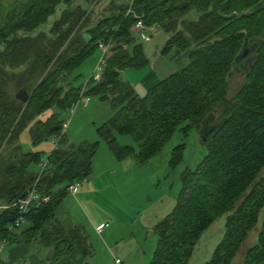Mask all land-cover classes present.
<instances>
[{"label": "trees", "instance_id": "1", "mask_svg": "<svg viewBox=\"0 0 264 264\" xmlns=\"http://www.w3.org/2000/svg\"><path fill=\"white\" fill-rule=\"evenodd\" d=\"M92 1L26 0L0 23V202L31 188L48 197L14 228L9 225L17 211L0 212V242L37 241L51 249L55 264L88 251L79 230H64L54 212L67 186L90 174L97 142L65 146L59 114L69 110L81 88L71 84L78 77L74 71L102 42L108 50L101 80H88L84 94L107 102L111 116L95 133L115 160L143 165L177 128L184 137L211 114L219 116L203 141V157L193 170L181 172L172 209L152 227L156 240L147 264H187L201 233L223 214L222 237L204 264H231L237 254L233 264H264V0H108L98 13L90 11ZM59 5L48 36L36 35ZM137 20L167 35L161 55L174 49L186 60L142 97L120 76L147 64L131 30ZM245 55L242 82L229 94L228 77ZM25 128L33 146L57 138L41 171L40 153L22 152L18 144ZM116 136L129 137L134 147L117 144ZM183 147L171 149V167ZM259 213L255 243L240 256Z\"/></svg>", "mask_w": 264, "mask_h": 264}, {"label": "rangeland", "instance_id": "2", "mask_svg": "<svg viewBox=\"0 0 264 264\" xmlns=\"http://www.w3.org/2000/svg\"><path fill=\"white\" fill-rule=\"evenodd\" d=\"M25 1L0 0V23L5 24L4 15L11 13L10 9L13 7L18 10ZM107 2L108 0H93L89 9L98 13ZM113 2L119 1L113 0ZM61 9V5L57 6L53 15L47 18L35 34L41 33L43 36H48L50 25L58 18ZM145 33L148 37L151 36L148 39L151 51L144 54L147 60L144 67L138 70H125L131 72L130 78L126 76L132 83H136L140 77L149 73L162 79L186 63L181 54L175 55L174 49L165 55L159 53L167 37L160 29L153 27L149 33L146 31ZM137 40L144 48L147 42ZM97 59L98 52L94 50L74 71L73 75L78 77L71 82L73 86L82 87L86 84ZM240 61L241 63L234 67L226 82L229 94L233 93L242 82V70L247 65L248 55ZM123 73L124 71L120 73L121 77ZM71 111L66 110L59 114L60 119L66 123V128L61 130L65 146H75L86 141L97 142V148L92 158L90 174L78 182V189L73 197L67 193L62 196L54 212V217L58 218L57 221L63 229L75 227L88 246V251L83 256L77 252L71 253L68 264H147L156 240L150 227L172 209L180 187L181 172L185 169L193 170L205 154L202 124L199 128L189 129L184 137L180 135L177 128L151 160L143 165H137L130 158L115 160L95 133V128L111 116L106 101L89 96L85 107L76 106ZM51 112L54 111L50 109L40 117L44 118ZM218 117V114H211L207 118V126L214 125ZM115 138L119 145L134 147L127 136ZM56 140L57 138L51 137L33 146L29 142L27 128L18 135L21 151L40 153L42 162ZM180 143L184 147L177 162L171 167L169 165L171 149ZM33 169L38 171V167ZM261 173H264V168ZM224 219L225 214L215 218L201 233L193 245L187 264H204L209 259L214 246L222 237ZM261 219L262 214L259 213L255 227L248 232L241 244L238 251L240 256L247 247L255 243ZM99 223L101 228L96 230ZM48 253L49 249L46 250L37 241L18 245L4 243L0 252V264H55L49 261ZM12 257L14 258L10 259ZM238 258L237 254L231 264L237 262Z\"/></svg>", "mask_w": 264, "mask_h": 264}, {"label": "built area", "instance_id": "3", "mask_svg": "<svg viewBox=\"0 0 264 264\" xmlns=\"http://www.w3.org/2000/svg\"><path fill=\"white\" fill-rule=\"evenodd\" d=\"M131 30L135 33V35L139 39H141L143 41L147 40L148 36L145 33V31L149 33V30L143 26V24L141 23L140 20H137L132 25ZM96 50L98 52V59H97V62L93 68L92 73L88 77V80L93 81L95 83H98L101 80L102 67H103L105 56L107 54L108 45L106 43L99 42V43H97ZM84 87H85V85H83L80 88V90L78 92L77 99L70 105V107H69L70 111L72 109H74L76 106L81 105L82 107H85L86 104L88 103L89 96L84 94V90H85ZM65 128H66V123L62 122L61 130L65 129ZM44 166H45L44 162L40 163L39 164V170L41 171L42 168H44ZM77 189H78V182H72L71 184H69L67 186L65 192L68 195H70L71 197H73L75 195ZM47 200H48L47 196H42V195L38 194L35 191V189L31 188V189L27 190L23 194L22 197H19L10 203L0 202V212H3L4 210H8V209H15L17 211L18 217L9 225V227L14 228V227L21 225L24 222V214H26V212L29 209L38 208L39 206L45 204L47 202ZM100 228H101V225H99L95 229L100 230ZM3 244H4V242L1 241L0 242V252H1ZM115 262H117V260H115Z\"/></svg>", "mask_w": 264, "mask_h": 264}, {"label": "crops", "instance_id": "4", "mask_svg": "<svg viewBox=\"0 0 264 264\" xmlns=\"http://www.w3.org/2000/svg\"><path fill=\"white\" fill-rule=\"evenodd\" d=\"M151 38V36H149V37H147V40H145V42H147V43H145V45H144V48H142L143 49V53L145 54L146 52H150L151 51V47H150V40L148 41V39H150ZM145 56V55H144ZM130 73V74H129ZM129 77V76H131L132 74H131V72H129V71H124V73L122 74V79L124 80V81H126L127 83H129V85L131 86V88L133 89V91H134V93L138 96V97H142L145 93H146V91L149 89V88H151L155 83H157L159 80H161V79H158L157 77H156V75H153L152 73H149V74H147V75H143V77H140V79L139 80H137V79H135V80H137V82L136 83H132V81L127 77V76ZM136 78V77H135ZM162 218V217H161ZM160 218V219H161ZM160 219H158V220H160ZM101 223H99L97 226H99ZM153 227V225L150 227V228H152ZM14 257H12V258H10V259H13Z\"/></svg>", "mask_w": 264, "mask_h": 264}, {"label": "water", "instance_id": "5", "mask_svg": "<svg viewBox=\"0 0 264 264\" xmlns=\"http://www.w3.org/2000/svg\"><path fill=\"white\" fill-rule=\"evenodd\" d=\"M19 101L24 102L25 98H18L16 97ZM217 124L211 125L210 127L207 126V119H205L202 122V137H203V141H205V138H207L212 132H214L215 128H216ZM48 258L50 257L51 254V249H49V253H48Z\"/></svg>", "mask_w": 264, "mask_h": 264}, {"label": "flooded vegetation", "instance_id": "6", "mask_svg": "<svg viewBox=\"0 0 264 264\" xmlns=\"http://www.w3.org/2000/svg\"><path fill=\"white\" fill-rule=\"evenodd\" d=\"M21 95H22L21 92H17V93L15 94V97L21 98Z\"/></svg>", "mask_w": 264, "mask_h": 264}]
</instances>
